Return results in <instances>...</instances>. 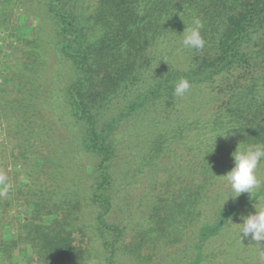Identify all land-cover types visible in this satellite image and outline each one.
Returning <instances> with one entry per match:
<instances>
[{"label":"trees","instance_id":"16d2710c","mask_svg":"<svg viewBox=\"0 0 264 264\" xmlns=\"http://www.w3.org/2000/svg\"><path fill=\"white\" fill-rule=\"evenodd\" d=\"M44 6L58 53L74 72L62 103L78 126V150L98 162L84 193H60L53 175L29 200L20 251L34 264H88L95 241L98 264L127 257L137 264H264V241L241 238L236 225L264 195V162L254 197L223 202L221 196L238 145L264 144V0H46ZM193 17L203 22L202 50L181 43ZM182 78L190 89L175 97ZM127 122L150 128L131 130L148 139L141 162L155 164L175 142L191 158L192 176L188 190L151 204L128 243V226L108 220L116 202L114 132ZM228 127L239 129L216 137ZM92 208L89 223H79ZM2 245L0 264H11V245L8 251Z\"/></svg>","mask_w":264,"mask_h":264},{"label":"rangeland","instance_id":"374dc122","mask_svg":"<svg viewBox=\"0 0 264 264\" xmlns=\"http://www.w3.org/2000/svg\"><path fill=\"white\" fill-rule=\"evenodd\" d=\"M45 1L0 0V171L10 185L7 195L0 197V245L5 244L7 251L11 245V264H34L27 250L20 251L19 232L32 213L29 200L41 195L53 175L60 193H84L96 180L98 160L78 150V126L62 103V89L74 72L58 53ZM143 125L147 126L127 122L114 132L117 151L110 171L116 202L108 220L128 226L127 243L153 202L178 196L192 182L191 158L181 153L178 143L173 142V151L160 154L155 164L141 162L148 139L138 138L140 133L131 130ZM257 174L262 182V174ZM230 195L231 189L225 186L223 202ZM94 211L88 209L79 223H89ZM100 248L99 242L90 243L95 253L88 264H98ZM131 259L124 258L122 264H137Z\"/></svg>","mask_w":264,"mask_h":264},{"label":"clouds","instance_id":"9594fccd","mask_svg":"<svg viewBox=\"0 0 264 264\" xmlns=\"http://www.w3.org/2000/svg\"><path fill=\"white\" fill-rule=\"evenodd\" d=\"M203 22L193 17L191 27L185 28L182 33V46L186 49L202 50L205 47V40L201 35ZM190 89V84L186 79H180L174 85L173 95L175 97H183ZM231 129H239L236 127H228L224 129V134L217 136L226 137L230 134ZM215 137V139H216ZM234 167L223 175V179L230 187L234 195L227 197L236 198L242 193H248L254 197V194L261 187V180L258 177L257 170L262 162H264V144L249 145L240 147L238 145L236 151L232 154ZM8 177L0 171V197H5L8 193L10 185L7 183ZM255 212L247 216H242V223H238L239 235L244 238L260 243L264 241V202L258 200L254 205Z\"/></svg>","mask_w":264,"mask_h":264}]
</instances>
